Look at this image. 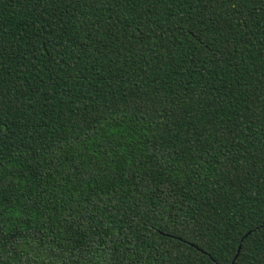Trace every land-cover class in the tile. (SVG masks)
Masks as SVG:
<instances>
[{
  "label": "trees",
  "instance_id": "obj_1",
  "mask_svg": "<svg viewBox=\"0 0 264 264\" xmlns=\"http://www.w3.org/2000/svg\"><path fill=\"white\" fill-rule=\"evenodd\" d=\"M14 242L264 264V0H0V264Z\"/></svg>",
  "mask_w": 264,
  "mask_h": 264
},
{
  "label": "rangeland",
  "instance_id": "obj_2",
  "mask_svg": "<svg viewBox=\"0 0 264 264\" xmlns=\"http://www.w3.org/2000/svg\"><path fill=\"white\" fill-rule=\"evenodd\" d=\"M14 245H16V243L14 242L11 246L10 249L8 248V255H15V259L16 261L18 260L19 256H22V263L23 264H49L50 260H45V262H42V258L45 257V253H43L42 250H40V248L33 244L30 247H27L26 249H24L23 247H17V248H13ZM37 259V260H34ZM53 259V258H52ZM39 260H41L39 262ZM37 262V263H36Z\"/></svg>",
  "mask_w": 264,
  "mask_h": 264
},
{
  "label": "water",
  "instance_id": "obj_3",
  "mask_svg": "<svg viewBox=\"0 0 264 264\" xmlns=\"http://www.w3.org/2000/svg\"><path fill=\"white\" fill-rule=\"evenodd\" d=\"M239 249H240V245H239V247H238V252H239Z\"/></svg>",
  "mask_w": 264,
  "mask_h": 264
}]
</instances>
